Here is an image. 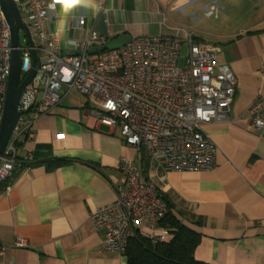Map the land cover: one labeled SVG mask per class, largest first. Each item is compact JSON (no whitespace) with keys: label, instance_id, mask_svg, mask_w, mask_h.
I'll return each instance as SVG.
<instances>
[{"label":"crops","instance_id":"0c3cea01","mask_svg":"<svg viewBox=\"0 0 264 264\" xmlns=\"http://www.w3.org/2000/svg\"><path fill=\"white\" fill-rule=\"evenodd\" d=\"M89 1L85 28L112 40L125 35L181 38L186 29L167 23V10L175 12L186 0L171 9L173 0L167 5ZM188 31L199 41L217 44L218 63L235 76L227 119L201 126L216 147L215 167L164 170L127 145L118 126L100 123L86 98L72 91L36 118L32 135L18 150L32 160L10 177L8 192L0 189V264H126L123 252L102 249L105 230H95L89 220L94 209L116 199L122 156L133 160L141 179L165 194L180 223L200 235L197 261L264 264V138L247 120L249 107L264 96V17L228 30ZM59 34L64 47L66 39L80 37L77 30ZM54 161L64 163L47 165ZM19 239L26 245L15 246Z\"/></svg>","mask_w":264,"mask_h":264},{"label":"built area","instance_id":"2783aa9c","mask_svg":"<svg viewBox=\"0 0 264 264\" xmlns=\"http://www.w3.org/2000/svg\"><path fill=\"white\" fill-rule=\"evenodd\" d=\"M13 1L21 19L22 15L27 17L25 24L33 42L30 45L24 34V46L17 44L20 80L32 68V50L37 60L34 75L20 96L19 119L0 156V189L10 190L7 181L30 158L28 154L19 156L17 142L23 136L29 138L36 118L48 114L72 91L86 98L90 113L100 123L118 126L127 145L164 170L215 167L216 147L201 126L225 121L235 92L232 70L218 63L217 44L199 41L192 32L182 29L181 38L141 35L129 38L118 49L91 54L89 48L105 46L112 38L85 28L89 0ZM193 1L186 0L176 11ZM98 7L105 10L103 2ZM204 8L207 15H216V0ZM69 30H77L80 37L66 39L64 47L59 33ZM183 44L187 46L184 55ZM12 50L10 31L0 8V125ZM94 54L99 55L91 58ZM247 120L264 138V96L249 107ZM118 170L116 199L89 216L95 230H105L102 249L123 252L136 231L154 240H170V230L159 226L168 212L165 194L138 176L131 158L122 156ZM14 245L22 247L26 242L19 239Z\"/></svg>","mask_w":264,"mask_h":264},{"label":"trees","instance_id":"16d2710c","mask_svg":"<svg viewBox=\"0 0 264 264\" xmlns=\"http://www.w3.org/2000/svg\"><path fill=\"white\" fill-rule=\"evenodd\" d=\"M26 139V136H23L17 142L18 150ZM19 156L22 158L23 155ZM31 160L29 158L21 167L27 165ZM63 163V161H54L47 163V165L52 167L60 166ZM164 200L168 212L159 222V226L170 230L173 235L172 238L168 241H158L144 237L136 231L134 235L130 236L123 250L126 264H205L197 261L194 256L195 248L200 241V235L180 223L173 214V206L165 195Z\"/></svg>","mask_w":264,"mask_h":264},{"label":"rangeland","instance_id":"374dc122","mask_svg":"<svg viewBox=\"0 0 264 264\" xmlns=\"http://www.w3.org/2000/svg\"><path fill=\"white\" fill-rule=\"evenodd\" d=\"M185 0H173L170 9ZM212 0H194L192 3L183 6L181 10L168 11L167 23L173 26H183L188 30H225L246 26L253 23L259 17H264V0H216L218 11L215 14L207 15L204 5ZM167 5V0H157L156 3ZM186 3V2H185ZM169 9V10H170ZM22 21L28 22L27 17L22 15ZM24 31H18V44L24 46ZM187 50L183 44L182 54ZM99 54L91 55L96 57ZM183 55L179 63L181 64Z\"/></svg>","mask_w":264,"mask_h":264},{"label":"water","instance_id":"95a60500","mask_svg":"<svg viewBox=\"0 0 264 264\" xmlns=\"http://www.w3.org/2000/svg\"><path fill=\"white\" fill-rule=\"evenodd\" d=\"M0 8L4 14L5 20L7 22L10 37L11 45L13 47L11 53V68L10 74L7 81V91L4 104V110L2 115V121L0 125V156L3 155L7 142L14 130V127L19 119L20 110V96L22 94L23 88L28 84L35 72L36 65V52L32 50V68L26 74V76L20 80V59L19 53L16 49L18 44V31L21 29L24 31L28 42L30 45H33L30 31L27 25L22 21L21 15L18 11L17 6L13 0H0ZM129 40L127 35L120 36L109 41L105 46L99 48H89V53H94L95 51L103 52L105 50H115L121 47L124 43ZM67 54H72V52L66 51ZM78 52H76L77 54Z\"/></svg>","mask_w":264,"mask_h":264},{"label":"snow or ice","instance_id":"6c2138e0","mask_svg":"<svg viewBox=\"0 0 264 264\" xmlns=\"http://www.w3.org/2000/svg\"><path fill=\"white\" fill-rule=\"evenodd\" d=\"M69 7H71V5H69Z\"/></svg>","mask_w":264,"mask_h":264}]
</instances>
